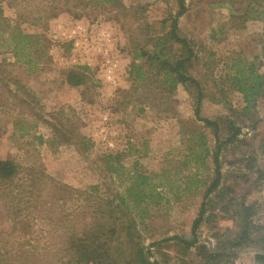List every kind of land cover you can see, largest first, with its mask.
Masks as SVG:
<instances>
[{"label":"rangeland","instance_id":"374dc122","mask_svg":"<svg viewBox=\"0 0 264 264\" xmlns=\"http://www.w3.org/2000/svg\"><path fill=\"white\" fill-rule=\"evenodd\" d=\"M184 3L178 33L193 55L187 74L200 85L199 104L195 86L170 92L160 76L129 80L126 62L111 83L96 45L103 28L128 55L147 45L145 32L159 41L177 0H0V159L18 167L0 183V264H91L77 262L76 244L112 231L101 239L102 264L130 253L128 231L143 264H260L264 97L245 110L238 86L251 67L264 72V0ZM70 11L85 18L79 34ZM16 29L43 53H32L30 65L10 51ZM80 67L89 70L84 85L68 86L66 72ZM204 120L219 124L218 140ZM216 150L218 186L205 195ZM138 174L150 197L136 208L127 190Z\"/></svg>","mask_w":264,"mask_h":264},{"label":"trees","instance_id":"16d2710c","mask_svg":"<svg viewBox=\"0 0 264 264\" xmlns=\"http://www.w3.org/2000/svg\"><path fill=\"white\" fill-rule=\"evenodd\" d=\"M185 0H177L178 11L174 17L169 18L170 25L168 26V30L165 31L166 22L163 21L160 26V30L163 31L161 34V38L158 41L156 37L148 36V33L145 32L144 38L146 42V46L151 47L150 52L146 50L145 47H141L139 50V46H135L134 52L130 53L131 63L129 70V78L133 82H143L149 76L153 77V75L161 77V85H167L169 87L170 92H174L176 90L177 85H182L186 90L191 92L192 86H195L197 100L196 103L199 104L203 98V93L200 88L199 83L190 75L187 74L188 67L192 61V52L189 49L188 41L179 35L178 24L177 21L180 17H182L186 13ZM114 0H107V3L112 4ZM28 34H24L22 31L16 29V31H12V34L9 36L10 40V51L12 56L16 61H24V64L30 65L33 61L31 59V54L35 53L38 57L42 56L43 53L40 52L38 48H35L31 51V40ZM29 42V43H28ZM29 44V45H28ZM175 48L178 51L176 56L171 55V49ZM37 62V60H36ZM81 69V71H80ZM86 71H89L87 67L75 68V70H69L66 72L65 80L68 86L70 87H80L83 86L86 81ZM238 91L243 97L245 102L244 109L249 110L252 106H254L255 99L258 97H264V72L261 74L258 72H254V68H250V74L244 81L239 82ZM196 104V105H197ZM28 105V103H27ZM199 106H196L195 116L199 118ZM207 127H209L214 137L218 140L219 136V124L217 122H212L210 120H204ZM229 127V123L224 121ZM222 125V122H221ZM228 129H232L229 127ZM64 142H69L68 135L64 133L63 135L59 134ZM232 137L228 140L224 141L222 145H227L231 143ZM208 154V152H207ZM108 162H112L115 158L112 155L107 156ZM212 163L214 165V172L216 173V178L212 182V184L207 188L205 193L209 194L213 192L218 186L219 180V169H218V157L217 150L212 155ZM18 173V167L11 160H2L0 159V183L8 184L13 181ZM134 182L132 183L128 190V197L131 199L132 203L136 205L138 208L140 203H143L145 199L150 197L148 192V187L146 186V181L148 180L147 176L144 175H135ZM123 203L124 200L121 199ZM202 212L200 213V217ZM200 217L193 223L192 233H195V230L200 222ZM103 230V228H102ZM262 255H257L256 260L260 264H264V225L262 226ZM114 231L107 232L105 236H91L88 239H85L83 242L79 241V244L75 246V252L77 254V262H85L91 264H102L104 257L107 254V243L102 242L101 239H108L109 235H112ZM102 237V238H101ZM104 237V238H103ZM125 237H129V244H131V251L127 253V251H121V254L118 256L117 260L113 262V264H143L144 256L142 254V250L140 248H134L133 238L132 236L126 232ZM118 240V239H117ZM194 240L184 244L188 247L194 244ZM106 247V249H105ZM134 248V249H133ZM133 250V251H132ZM98 259V261H97Z\"/></svg>","mask_w":264,"mask_h":264},{"label":"crops","instance_id":"0c3cea01","mask_svg":"<svg viewBox=\"0 0 264 264\" xmlns=\"http://www.w3.org/2000/svg\"><path fill=\"white\" fill-rule=\"evenodd\" d=\"M71 1H73V0H71ZM76 7V6H75ZM70 14H72V16H69L70 17V19H69V22H70V24L72 25V30H73V33H75V34H79V32H80V30L82 29V28H80L81 27V24H82V21H84V23H85V18H81L80 17V15H76L75 13H73V12H69ZM108 22H112L113 24H115L116 25V23H114V21L112 20L111 21V19L110 20H108ZM63 23V22H62ZM109 24V23H108ZM87 26H89V28H91V29H94V28H97V26H98V23L96 22V21H93V20H90L89 22H87V24H86ZM111 27V26H110ZM79 29V30H78ZM98 34H99V36H100V38H99V42H101V43H97L96 45L97 46H99V49H98V51H99V53H100V55H101V57H102V61L104 62L105 60H106V63H109V64H111L110 65V68H109V70H110V74H108V76L110 77V79L111 80H109V81H111V83H113V84H115L116 83V77H115V79H114V77H113V74H112V72H113V70H115V68L117 67V66H119V64H120V62H126V63H128L126 66V71H124V73H126V76H127V78L129 79V80H131L130 78H129V70H130V63H131V58H130V55H128V54H126V52L124 53V52H118V51H115V49H113L112 48V45L111 44H109V43H111V42H113V39L111 38V36H112V31L110 30V28L109 29H107V28H103V29H99V30H97L96 31ZM106 42H108V43H106ZM96 49V48H95ZM84 52H86V51H84ZM83 52V53H84ZM86 54H88L87 55V62H86V66H88V67H91L92 65H91V60H89V57L91 56V55H93L92 53H91V49H88V51L86 52ZM82 55V54H81ZM80 55V56H81ZM86 60V59H85ZM105 66V65H104ZM108 76H105V78L108 80ZM132 81V80H131ZM183 87V86H182Z\"/></svg>","mask_w":264,"mask_h":264},{"label":"built area","instance_id":"2783aa9c","mask_svg":"<svg viewBox=\"0 0 264 264\" xmlns=\"http://www.w3.org/2000/svg\"><path fill=\"white\" fill-rule=\"evenodd\" d=\"M108 74H110V70H108ZM108 80H111L109 76H108Z\"/></svg>","mask_w":264,"mask_h":264}]
</instances>
